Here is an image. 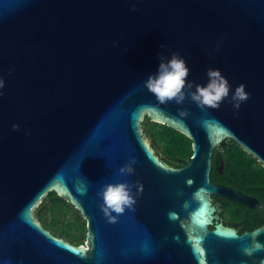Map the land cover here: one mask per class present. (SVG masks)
<instances>
[{
	"label": "water",
	"instance_id": "95a60500",
	"mask_svg": "<svg viewBox=\"0 0 264 264\" xmlns=\"http://www.w3.org/2000/svg\"><path fill=\"white\" fill-rule=\"evenodd\" d=\"M172 52L189 82L219 69L250 99L238 111L231 94L218 110L159 105L143 82ZM0 77V264H264V225L239 234L212 195L262 205L210 179L225 141L264 167V0H0ZM146 117L191 140L187 165L160 158ZM132 158L134 174H120ZM125 181L142 191L110 223L97 193ZM50 192L86 222L84 244L35 216Z\"/></svg>",
	"mask_w": 264,
	"mask_h": 264
},
{
	"label": "trees",
	"instance_id": "16d2710c",
	"mask_svg": "<svg viewBox=\"0 0 264 264\" xmlns=\"http://www.w3.org/2000/svg\"><path fill=\"white\" fill-rule=\"evenodd\" d=\"M142 125L144 134L163 161L177 168L188 164L192 156V142L188 137L165 125L153 123L148 117ZM215 153L221 159L215 165L220 166L223 162L224 174L217 168L213 170L210 175L213 183L259 193L264 190V167L236 143L225 141L216 148ZM257 196L260 197L259 194ZM35 216L53 234L72 239L78 245L84 244L86 222L77 210L55 192L47 195L35 211ZM256 221L250 229L264 224V216Z\"/></svg>",
	"mask_w": 264,
	"mask_h": 264
},
{
	"label": "clouds",
	"instance_id": "9594fccd",
	"mask_svg": "<svg viewBox=\"0 0 264 264\" xmlns=\"http://www.w3.org/2000/svg\"><path fill=\"white\" fill-rule=\"evenodd\" d=\"M132 10H136L135 6ZM114 47H119V44L114 42ZM160 47L163 49L166 48V45L161 44ZM217 48H219V45H217ZM209 54L211 55V53ZM158 60L160 63L157 72L150 75L143 82V86L155 96L159 105H167L171 102L182 105L186 99L190 98L203 111L207 109L218 110L231 94L229 102L238 111L241 105L250 99V93L245 91V85L243 84H240L232 92L231 84L219 69H207L208 83L202 85L196 84L195 81L189 82L188 77L191 70L187 66L186 60L178 52H172L171 58L161 53ZM9 75H11V70ZM5 84V79L0 77V90L5 88ZM194 87L195 90L192 91ZM0 96H3L2 91H0ZM180 115L186 116L187 113L180 110ZM19 127L18 124H14L12 126L13 131H18ZM136 164L137 160L132 158L129 163L119 169L120 174H134V165ZM137 186L138 191H142V185L139 184V181L135 185L128 181L109 183L104 185L102 190L97 193L103 200L100 205L101 211L110 223L116 222L118 217L125 213L126 209L135 210L138 192L134 193L133 188Z\"/></svg>",
	"mask_w": 264,
	"mask_h": 264
},
{
	"label": "flooded vegetation",
	"instance_id": "af4514ba",
	"mask_svg": "<svg viewBox=\"0 0 264 264\" xmlns=\"http://www.w3.org/2000/svg\"><path fill=\"white\" fill-rule=\"evenodd\" d=\"M215 154L216 153L214 151V155L212 157V165H213L212 171L217 168L221 174H224V163L222 162V164L220 166L215 165L216 161H221L220 157L216 156ZM213 184H215V183H213ZM216 185H223V184H216ZM224 186H226V185H224ZM226 187H229V186H226ZM229 188H234V189L240 191L241 193H243L244 195L256 199L262 205V207L256 208V209L248 208L246 206L238 204L237 202L230 201L226 198H221V197H218L216 195H212V198L214 199L213 204L214 205H216V204L220 205L218 207V212H217V215L220 217V221L226 226L235 228L239 234H243L245 232H250V231L254 230L255 228L250 229V226L253 223L257 222L256 221L257 219L264 216V215H261V214H264V190L259 193V192H255V191L252 192L250 190L249 191L243 190L241 188H235V187H229ZM257 194H259L260 197L257 196ZM262 225H264V224H262ZM262 225H260V226H262ZM260 226H258V227H260ZM55 236L61 237L64 240H66V241H68L74 245H78L74 241H72V239H69V238L64 237L62 235H55Z\"/></svg>",
	"mask_w": 264,
	"mask_h": 264
},
{
	"label": "rangeland",
	"instance_id": "374dc122",
	"mask_svg": "<svg viewBox=\"0 0 264 264\" xmlns=\"http://www.w3.org/2000/svg\"><path fill=\"white\" fill-rule=\"evenodd\" d=\"M84 240V239H83Z\"/></svg>",
	"mask_w": 264,
	"mask_h": 264
}]
</instances>
